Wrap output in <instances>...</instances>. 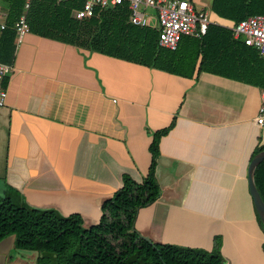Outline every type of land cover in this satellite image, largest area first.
Returning a JSON list of instances; mask_svg holds the SVG:
<instances>
[{"label":"crops","instance_id":"obj_1","mask_svg":"<svg viewBox=\"0 0 264 264\" xmlns=\"http://www.w3.org/2000/svg\"><path fill=\"white\" fill-rule=\"evenodd\" d=\"M191 1L218 24L234 23L213 11V0ZM157 26L155 17L148 27ZM16 45L0 84V196L79 213L90 227L125 173L143 180L154 132L172 125L160 139V197L139 210L136 230L207 250L221 235L225 264H264L248 179L264 143L255 122L264 88L199 72L200 60L186 77L30 31ZM12 247L0 244V264Z\"/></svg>","mask_w":264,"mask_h":264},{"label":"trees","instance_id":"obj_2","mask_svg":"<svg viewBox=\"0 0 264 264\" xmlns=\"http://www.w3.org/2000/svg\"><path fill=\"white\" fill-rule=\"evenodd\" d=\"M7 4L5 27L0 29V63L13 65L17 45L15 24L25 14L30 32L69 42L110 56L157 67L192 77L210 71L264 88V58L258 50L236 38L230 27L212 23L201 38L183 36L176 49L159 45V31L129 22V4L97 10L84 20L71 16L83 0H0ZM220 17L239 22L264 13V0H213ZM7 82L5 77L3 86ZM172 126V125H171ZM170 126V127H171ZM154 132L150 145L152 159L141 182L123 175V185L102 204L100 221L84 226L81 214L63 215L55 208H39L0 196V242L15 235L14 247L38 253L36 264H225L222 236L211 250L156 243L142 237L135 228L141 208L154 203L161 194L156 177L160 139L169 128ZM264 150V143L251 159ZM255 182L264 200V160L255 169ZM264 230V223L257 214Z\"/></svg>","mask_w":264,"mask_h":264},{"label":"built area","instance_id":"obj_3","mask_svg":"<svg viewBox=\"0 0 264 264\" xmlns=\"http://www.w3.org/2000/svg\"><path fill=\"white\" fill-rule=\"evenodd\" d=\"M31 0H25V8L30 6ZM128 2L130 14L129 22L146 27L150 25L151 15L147 8L155 11L157 29L159 31V45L176 49L185 35L201 38L212 23L208 13L203 9H196L191 0H83L79 8L73 9L71 16L77 20H84L97 14V10ZM5 27V22L0 28ZM235 37L241 38L247 45L256 48L264 58V13L251 15L229 26ZM16 44L23 41L24 36L30 31L23 14L15 24ZM11 66L0 63V84L3 78L10 72ZM6 103V90L0 85V106ZM257 125H264V91L258 114L255 118Z\"/></svg>","mask_w":264,"mask_h":264},{"label":"water","instance_id":"obj_4","mask_svg":"<svg viewBox=\"0 0 264 264\" xmlns=\"http://www.w3.org/2000/svg\"><path fill=\"white\" fill-rule=\"evenodd\" d=\"M264 160V150L260 151L259 153H257L250 161L249 163V167H248V179H249V187H250V192H251V195H252V198H253V201H254V205H255V208H256V211H257V214L260 216L261 220L263 221L264 223V200L259 192V189L256 185V182H255V169L257 167V165L259 163H261L262 161ZM144 237L145 239L149 240L150 242H153L149 237L147 236H142ZM14 240H15V235H11L7 238H5L4 240H2L0 242L3 243L4 241H8V242H12L14 243ZM3 259V262L5 263L6 261V254L3 255L2 257Z\"/></svg>","mask_w":264,"mask_h":264},{"label":"rangeland","instance_id":"obj_5","mask_svg":"<svg viewBox=\"0 0 264 264\" xmlns=\"http://www.w3.org/2000/svg\"><path fill=\"white\" fill-rule=\"evenodd\" d=\"M149 14L151 15L152 19H155V11L151 8H147ZM7 16V4L2 1L0 3V20H6ZM5 17V18H4ZM38 253L35 251H29L24 249H19L16 247H12L7 264H36V258Z\"/></svg>","mask_w":264,"mask_h":264}]
</instances>
